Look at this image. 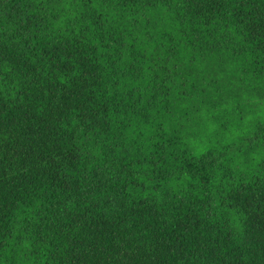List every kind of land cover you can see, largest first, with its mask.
Segmentation results:
<instances>
[{"label": "trees", "instance_id": "16d2710c", "mask_svg": "<svg viewBox=\"0 0 264 264\" xmlns=\"http://www.w3.org/2000/svg\"><path fill=\"white\" fill-rule=\"evenodd\" d=\"M0 264H264V0H0Z\"/></svg>", "mask_w": 264, "mask_h": 264}]
</instances>
